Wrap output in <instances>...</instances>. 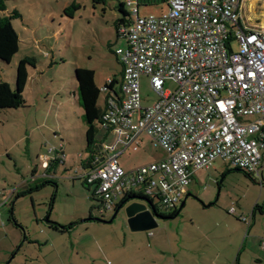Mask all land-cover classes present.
Returning <instances> with one entry per match:
<instances>
[{
  "label": "rangeland",
  "instance_id": "obj_1",
  "mask_svg": "<svg viewBox=\"0 0 264 264\" xmlns=\"http://www.w3.org/2000/svg\"><path fill=\"white\" fill-rule=\"evenodd\" d=\"M126 1L13 0L6 2L5 12H0V17L13 11L20 15L11 21L20 41L19 52L10 64L0 62V82L14 89L18 62L30 58L34 63L33 68H28L25 105L0 114V192L5 195L13 190L28 192L41 186L15 201L13 215L20 229L9 219L11 206H0V264H8L11 252L23 243L24 236L37 243L24 242L10 264L75 263L78 258L82 260L84 251L99 255L95 241L105 246L106 251L164 249L158 235L165 221L156 219L158 227L148 232H133L127 223L128 207L146 205L145 201L127 202L109 224L84 222L90 216L98 218L99 201L93 199L91 189L88 191L79 180L73 179L74 171L89 155L74 71L77 68L93 71L97 88L105 86L108 79H120L122 68L115 51L124 47L125 42L122 37L117 38L114 23L121 18L120 6ZM74 3L80 8L73 18H68L63 9ZM167 11L166 2L145 4L139 6L138 16H161ZM127 13H131V8ZM241 20L249 30L264 31V0H243ZM233 49H237L236 44ZM140 87L143 105L152 104L155 96L149 79L141 77ZM164 88L174 91L175 84L167 81ZM103 100L104 95L100 94L98 106L103 107ZM140 136L136 150L128 149L119 157L125 170L131 171L144 161L164 156L148 137ZM98 137L92 148L95 153L102 151L103 144H114V135L104 142ZM43 158H48V164L57 170L47 173L39 168V177L33 179L32 169L34 165L41 167ZM199 174L202 180L190 193L186 206L176 219L167 221L171 224L169 233L181 228L183 234H188L190 220L233 227L240 213L249 218L253 205H263L264 183L260 186L258 181L220 159ZM45 182L50 184L43 185ZM4 197H0L1 202ZM121 200L118 197L116 204ZM231 208L236 213L229 215ZM158 211L162 215L169 213L164 209ZM112 215L110 212L104 216L109 220ZM46 220L63 226L75 225L61 234L51 230ZM149 232L154 236L147 237Z\"/></svg>",
  "mask_w": 264,
  "mask_h": 264
},
{
  "label": "built area",
  "instance_id": "obj_2",
  "mask_svg": "<svg viewBox=\"0 0 264 264\" xmlns=\"http://www.w3.org/2000/svg\"><path fill=\"white\" fill-rule=\"evenodd\" d=\"M242 2L166 0V14L145 18L138 16L137 0L123 4L134 19L121 29L125 45L115 51L123 68L120 99L105 100L98 123L115 141L103 144L73 177L92 190L99 217L114 210L118 197L130 193L172 212L187 195L195 173L209 169L217 159L261 178L264 31L243 25ZM141 77L149 79L155 96L148 106L142 104ZM167 81L175 84L174 91L164 88ZM99 91L104 94L107 88ZM140 135L164 157L125 171L118 159L122 152L136 150ZM41 166L48 168V158ZM239 220L250 222L244 216Z\"/></svg>",
  "mask_w": 264,
  "mask_h": 264
},
{
  "label": "crops",
  "instance_id": "obj_3",
  "mask_svg": "<svg viewBox=\"0 0 264 264\" xmlns=\"http://www.w3.org/2000/svg\"><path fill=\"white\" fill-rule=\"evenodd\" d=\"M97 135L104 142V140H107L109 138V135H113V133L110 130L102 129L98 125ZM140 138L141 136L138 137L137 143L140 142ZM121 151L122 150L119 149L117 153H120ZM126 151L122 152L121 155H123ZM163 157L153 158L150 159V161H144L138 167L154 161H158L160 159H163ZM118 160L120 167L125 170L124 167H122L120 158ZM138 167H135V169ZM39 168L44 171H48L47 173H49L50 171L56 172L57 170L56 166L54 165L50 166L48 164V168L46 169H44L42 166L39 167L38 165H34L31 175L33 179L39 177ZM199 172L200 171L196 172L192 178V182L188 187L189 189L187 192V198L190 196V193L194 191V188L198 187L197 185L200 184L202 180V178H200L202 174H199L198 176ZM42 177H44V175H42ZM253 179L258 181L260 186L263 185L264 167L261 172V178ZM0 193V197L5 196L3 198V202H1L0 200V203H2L0 204V206L10 205L12 214H14L15 201L20 198L17 197V195L24 192L15 193V191L13 190L7 195L2 192ZM187 198L185 202L187 201ZM197 198L200 197L198 196ZM116 202L117 200L115 201V205H117ZM183 206H186V203H184ZM209 207H212V205H210ZM114 210L112 211L113 213ZM228 214L230 215L229 212ZM240 216H244V214L240 213ZM97 217L101 218L98 216V214ZM103 218H105L104 220H107L108 217L104 216ZM174 219H176V217L170 220H162L165 222L163 224L164 227H161L159 230L158 240L160 245L164 249H161L159 251L142 252L136 250H124L123 248L122 250L116 249L114 251H106L105 246H102L99 241H95L94 246L95 248L97 247L96 250L99 249V255L96 252L92 253L89 251H84V253H82V255L84 254L82 260L78 258L77 260H79V262H77L76 260L75 263L71 264H103V262L105 264H264V201L263 205L261 206L259 204L253 205L252 210L249 214L250 222L248 225L240 221L238 218V222H235L236 226H233L234 228L222 223L219 224V222L210 224L207 221L194 222L193 220H190V231H188V234H183L181 232V228L180 230L176 229L175 233L172 234L169 233L171 224H168L170 222L167 221H173ZM15 222L14 226L20 229V225ZM52 223L57 224L55 222H47L48 226H50ZM157 227L158 225L156 224V227L154 228ZM150 230H136L133 232H148ZM153 236L154 235L149 232L147 237ZM22 242H29L30 244L37 243V241H28L26 236L23 237ZM125 242L126 241H124V243ZM22 244L19 245L15 251L11 252V259L8 264H10V262L15 258L16 254L19 252V249L22 247ZM44 244L47 243L44 242ZM124 245H122V247ZM76 256H79V254L76 253Z\"/></svg>",
  "mask_w": 264,
  "mask_h": 264
},
{
  "label": "trees",
  "instance_id": "obj_4",
  "mask_svg": "<svg viewBox=\"0 0 264 264\" xmlns=\"http://www.w3.org/2000/svg\"><path fill=\"white\" fill-rule=\"evenodd\" d=\"M8 1H13V0H0V12H5L6 2ZM93 1L99 2L101 0H93ZM159 2H166V0H137V5L139 7L140 5L159 3ZM79 8L80 7L74 3L71 6L64 8L63 14L67 16L68 18H73L74 12L78 10ZM120 13H121V18L116 20V22L114 23L117 38L122 37L121 29L125 28L127 25L131 23V17L127 13V11L123 9V5L120 6ZM19 17L20 15L18 14L17 11H13L10 15H2L0 17V62L2 63L10 64L13 57L19 52L20 41H19L18 35L14 31L12 24H11L12 20H15ZM33 67H34V63L32 59L30 58L21 59L18 62V65L16 67V77H15L14 89H11L5 82H0V114L2 111L16 110L25 105L23 93L28 84V79H29L28 68H33ZM121 68H122V65H121ZM122 72H123V68L121 69L119 80L117 78H113L110 80V84H105V87L107 88V92L103 94L99 91L100 88H97L94 83V72L93 71L88 70V69H81V68H77L74 71L75 80L77 82V90H76L77 100L81 108L83 109V113H84L83 120L86 124L87 152H89L88 157L85 158V160L81 161V165L84 168L87 167L90 161L93 160V156L99 153V152L95 153L94 150L92 149L93 145L96 142V138H97L96 124L100 122V119H101V116L104 110V106H105V100L108 98H113L117 100L120 99V84H121V79H122ZM100 94L104 95L103 107L98 106V100H99ZM235 170L243 172L251 180L253 179L251 175L247 174L246 172L239 170V169H235ZM46 184H50V182H45L43 185H46ZM82 185L85 188H87V190L89 191L90 188L85 183H82ZM40 187H36L35 189H31L28 192L18 194L17 197H23L24 195L31 193L33 190H38ZM132 198H142L144 201L150 203V205L155 209L156 213L162 218L173 219L177 217L180 213V210L178 207L174 209L172 212H169L166 215H162L159 213L158 207L155 205V203L153 204L154 202L153 199H147L139 194H133V193L125 195L122 198L121 202L115 205L114 212L119 210L122 206H124L122 205L124 202L126 201L129 202V200ZM183 207L184 206H182L181 209ZM89 218H92V217L90 216L88 217V219ZM9 219L13 223L15 222L13 218V214H12V209L10 210ZM102 219H105V218H102ZM86 220L84 222H87ZM74 225L75 224L61 226V225L52 223L48 227L51 230L64 234L70 231L71 229H73Z\"/></svg>",
  "mask_w": 264,
  "mask_h": 264
},
{
  "label": "water",
  "instance_id": "obj_5",
  "mask_svg": "<svg viewBox=\"0 0 264 264\" xmlns=\"http://www.w3.org/2000/svg\"><path fill=\"white\" fill-rule=\"evenodd\" d=\"M186 198H187V196H185L183 198V200L179 206V210H181V207L184 205ZM133 199H138V200L144 201L142 198H132L129 201H131ZM127 202L128 201L124 202L122 205L126 204ZM117 213H118V210L113 213L112 217L109 220H104L101 218H89L86 221L87 222H98V223H103V224H109L115 218ZM156 219L170 220L167 218L160 217L156 213L155 209L148 202H146V205L132 204L127 209V223L129 225V228L132 231L150 230V229L156 227ZM46 222H48V221L46 220Z\"/></svg>",
  "mask_w": 264,
  "mask_h": 264
},
{
  "label": "bare ground",
  "instance_id": "obj_6",
  "mask_svg": "<svg viewBox=\"0 0 264 264\" xmlns=\"http://www.w3.org/2000/svg\"><path fill=\"white\" fill-rule=\"evenodd\" d=\"M252 2L258 1V0H251ZM263 29H264V23H263Z\"/></svg>",
  "mask_w": 264,
  "mask_h": 264
}]
</instances>
